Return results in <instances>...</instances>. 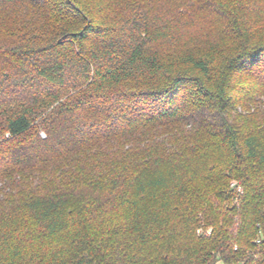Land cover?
<instances>
[{
	"label": "trees",
	"instance_id": "1",
	"mask_svg": "<svg viewBox=\"0 0 264 264\" xmlns=\"http://www.w3.org/2000/svg\"><path fill=\"white\" fill-rule=\"evenodd\" d=\"M0 264H264V0H0Z\"/></svg>",
	"mask_w": 264,
	"mask_h": 264
},
{
	"label": "built area",
	"instance_id": "2",
	"mask_svg": "<svg viewBox=\"0 0 264 264\" xmlns=\"http://www.w3.org/2000/svg\"><path fill=\"white\" fill-rule=\"evenodd\" d=\"M232 187L235 188V189L238 188L239 190L242 189V187L240 186L239 182H237V181H234V182L232 183Z\"/></svg>",
	"mask_w": 264,
	"mask_h": 264
},
{
	"label": "rangeland",
	"instance_id": "3",
	"mask_svg": "<svg viewBox=\"0 0 264 264\" xmlns=\"http://www.w3.org/2000/svg\"><path fill=\"white\" fill-rule=\"evenodd\" d=\"M45 136V135H44ZM199 232H200V230H199Z\"/></svg>",
	"mask_w": 264,
	"mask_h": 264
}]
</instances>
